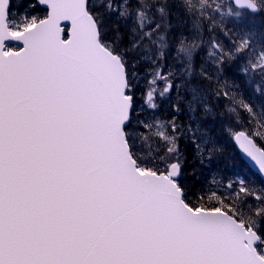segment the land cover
<instances>
[{"label":"snow or ice","instance_id":"obj_1","mask_svg":"<svg viewBox=\"0 0 264 264\" xmlns=\"http://www.w3.org/2000/svg\"><path fill=\"white\" fill-rule=\"evenodd\" d=\"M43 2L49 7L44 18L17 22L10 0H0V264H264V195L240 181L232 199L212 192L207 198H215L212 206L203 203L204 196L193 203L181 181L175 117L167 122L172 134L160 121L141 122L149 131L155 126L153 135L166 145L163 155L138 153L137 135L128 130L136 76L129 71L135 62L130 65L128 53L143 52L155 63L147 53L156 49L157 59L164 56L173 5L185 16L201 10L191 21L197 36L204 10L212 5L136 0L129 7L130 0H106L100 6L117 17L109 37L102 14L93 12L88 0ZM233 5L221 12V21L211 20L209 31L222 28L225 17L243 25L249 16L264 13V0H233ZM61 21L71 22L70 38H63ZM121 22L129 33L123 48ZM185 23L176 17L175 26ZM185 40L181 37L177 56L187 61L191 75L200 44ZM254 42L261 51L251 68L264 76V33L245 31L229 51L213 38L208 56L218 65L231 64L237 54L254 49ZM170 77L154 70L145 96L149 107H157V80L165 81L161 97L173 87L179 92ZM186 90L199 151L195 132H206L196 113L210 109L199 85L187 82ZM256 91L264 96V86ZM239 104L256 115L251 104L242 99ZM260 115L264 118V106ZM241 147L264 170V153ZM249 196L255 206L247 203Z\"/></svg>","mask_w":264,"mask_h":264},{"label":"trees","instance_id":"obj_2","mask_svg":"<svg viewBox=\"0 0 264 264\" xmlns=\"http://www.w3.org/2000/svg\"><path fill=\"white\" fill-rule=\"evenodd\" d=\"M118 1L120 0H113L116 4L119 3ZM192 2L199 4L203 0H192ZM207 3L211 4L212 8L204 10L206 18L202 19L200 36H197L195 31L191 29V21L200 17L201 10L197 8L191 16H185L182 8L177 7L175 4L172 7L174 27L167 33L166 39L170 42L171 48L176 51L181 37L186 38V44L191 43L195 39L200 44V47L194 51V60L204 66H200L199 68L193 66L191 75L188 72H180L179 65L175 68L174 66L177 65L175 62L169 63V66H164V62L168 59L169 55L167 50H165L164 56L161 57L160 61L166 74L171 73L170 78L175 85H180V88L178 92L173 87L170 94H165L166 99L164 101H161L162 97H159V110L156 112L166 123L168 134H172V129L168 126L167 122L171 121L173 117H175L176 123L179 126L180 130L176 133V136L180 152V162L182 164L181 181L190 189V199L193 203H197L198 197L204 196L205 200L203 203H206L207 206H212L215 203V198L212 201H208L207 199L212 192H216L217 196H226L232 199L241 186L236 180L233 182L231 180L232 188L230 189L228 183L224 185V178H222L221 185H218L214 181L212 174L220 172L219 175L222 177L223 167L227 168L231 166L232 168L242 169V166H247L238 154L232 140V134L228 130L231 128L244 130L264 149V118L260 115L261 106H264V96L256 91L258 85H263L264 76L261 75L260 71L251 68V64L256 63V49H250L237 54L238 59L231 64L218 65L209 58L208 52L211 47V39L214 38L224 47L225 51H229L233 50L235 44L240 41L236 32L240 35L249 29H253L247 28V24L241 26L235 25L231 22L230 18L225 17L222 28L217 26L213 31H209L211 20L221 21V12L227 13L229 7L234 6L226 0H207ZM10 4L11 18L17 22L21 21L25 16H36L42 19L46 15V11L37 4L36 0H10ZM89 4L93 6V12L102 14L103 27L107 30L108 36L111 37L113 27L117 24L116 14L112 13L110 15L104 7H97L92 0H89ZM216 5H223L224 7L216 9ZM135 6L136 0H130L129 7ZM261 14L249 16V18L258 17ZM177 16L181 20L187 21V23L178 27L175 26ZM262 23L256 25L254 30L262 32L264 30V19ZM233 25L236 28V32L233 29ZM119 26L121 32L124 34V41L121 44V48H123L128 45L129 33L127 27L122 22ZM226 26L231 28L230 33H228ZM137 53L130 52L128 56L134 57ZM148 62L151 63L149 60ZM245 67L248 69L247 73L241 71ZM143 68L144 66H141L139 70ZM129 71L134 72L132 67L129 68ZM202 72L207 73L210 79H206L202 75ZM187 82L199 85L204 90L205 99L210 109V112L207 114L202 109L196 113V118L200 122L202 131L206 132V135L203 136L201 132H195V143L199 144V151L196 150L193 143V132L196 129V124L189 120L186 108V101L190 98V93L186 90ZM132 83L134 108L128 130L133 131L137 135L135 150L138 153L140 149L148 153L151 152L152 155H156L157 152L163 155L166 151L165 143L153 135L155 129L151 131L146 130L141 124V122H144L145 112L138 107V101L141 99L139 90L142 87L141 93L144 96L146 95L149 89H147V81L144 78L141 80L135 76L132 78ZM224 93H228V95L225 96ZM178 95L181 98L179 100ZM233 97H235L236 102H233ZM241 99L253 106L256 112L255 116L250 115L240 106L239 101ZM228 123L232 126L227 125ZM189 124L192 125V131L189 130ZM139 134H143L147 139H141ZM150 140H153L151 146ZM142 141H146L148 146H144ZM174 160L175 158L172 161ZM160 167L163 168L164 165H160ZM243 182L248 188L254 189L256 195H264V182L257 175L253 173L246 174L244 175ZM240 196L243 197L244 194L241 193ZM247 203L255 206L257 201L254 196H249Z\"/></svg>","mask_w":264,"mask_h":264},{"label":"rangeland","instance_id":"obj_3","mask_svg":"<svg viewBox=\"0 0 264 264\" xmlns=\"http://www.w3.org/2000/svg\"><path fill=\"white\" fill-rule=\"evenodd\" d=\"M92 1H93L94 4L97 5V7H99L102 4V2H106L105 0H92ZM226 1L228 3H231L228 0H226ZM118 2H120V1H118ZM263 19H264V13H262L258 17H252V18L248 17V20H247V22L245 24H247V28H252L254 30L256 28V25L263 24L262 23ZM233 29L236 32V28H235L234 25H233ZM227 30H228V33H230L231 28L227 27ZM248 31H251V29H249ZM255 32L257 34L264 33V30L262 32H257L255 30ZM244 33L239 35V33L236 32L237 37H239L240 39L242 38ZM254 49L257 50L256 56H258L259 52L261 51V48L255 42H254ZM165 50H167L169 55H168V59L164 62V66H169V63H174L175 62V63H177V65L174 66V67L176 68L179 65L180 72H185L186 73L187 71H185V65L187 64V61L184 59V57L182 55L181 56H177V51L171 48V44H170V42L168 40H167V47L165 49H163V52ZM147 55H150L152 57V60L155 61V63H152V61H151V63H149L148 60L145 58V54L143 52H138L134 57L128 56L127 58L130 61V65L133 62H135V67H132V69L136 73V76L138 77V79L142 80L144 78L145 81H147V89H148L149 88V81H151L153 79V74H154V70L155 69L159 68L161 70L162 74H165V75H167V74L164 71L163 64L160 61L161 58L157 59V57L159 55V50L154 49L153 51L147 53ZM141 66H144V68L142 70H139V68ZM193 66H196L198 68L200 66H204V65H201L200 63H197V61L194 60V53H193V57H192V61H191V71H192V67ZM256 70L259 71V69H256ZM180 72H179V74L181 75ZM159 82H160V84H158ZM262 86H264V81H263V85ZM154 87L157 89V92L154 93V102L157 105V107L156 108H151V107H149V104L145 102V96L146 95L144 96V94L141 93V91L143 90L142 87H140V90H139V95H140L141 99L138 101V107L145 112L144 119H143L144 123H152L153 125H155L156 121H160L161 123L164 124L165 130L168 131L166 123L159 117V114L156 112V111L159 110V101H158L159 99L158 98L161 97L159 95V92L164 89L165 81L157 80V82L154 85ZM165 99H166V97L163 96L161 101H164ZM227 125L232 126L230 123H228ZM153 129H155V131H156L155 126L153 127ZM228 131H230L231 134L233 135L234 132H235V129L231 128ZM160 139L162 140V138H160ZM152 141L153 140H150V146L152 145ZM142 142H143L144 146H148V143L146 141H142ZM139 153H141L143 155H147L148 154V152L141 151L140 149H139ZM169 162H173V161H169ZM241 168L242 169L232 168L231 166H228L227 168L223 167L222 177H221V175H219L220 172H214L212 174V176H214V181L218 185H221L222 178H224V185L226 183H228V185H230L229 188L231 189L232 188V182L234 180H236L238 183H240V181H243L244 175L252 173L251 170L247 166L246 167L242 166ZM231 180H232V182H231ZM248 182H250V180H248Z\"/></svg>","mask_w":264,"mask_h":264},{"label":"water","instance_id":"obj_4","mask_svg":"<svg viewBox=\"0 0 264 264\" xmlns=\"http://www.w3.org/2000/svg\"><path fill=\"white\" fill-rule=\"evenodd\" d=\"M233 2V0H230ZM37 3L39 5H41L43 8H45L47 10V13L49 12V7L48 5H46L43 0H37ZM238 8V6H236ZM65 26H69V30H68V38H70V30H71V22L70 21H61V27L64 28ZM62 36L64 37V33H62ZM238 133H244V136H239V138H237V134ZM235 145L237 147V149L239 150L240 155L242 156V158L249 164V166L252 168V170L255 173L260 174V176L263 178L264 180V170H262L259 166V164L257 163V161L255 159H253L247 152L244 151V148L241 147L242 144H244L245 146H248L249 148H251L253 151L259 150L256 152V155L259 156L261 153H264V150L262 148H260L257 143L253 140L252 137H250L246 132L244 131H237L233 137ZM251 140L252 144L249 145L248 141Z\"/></svg>","mask_w":264,"mask_h":264}]
</instances>
